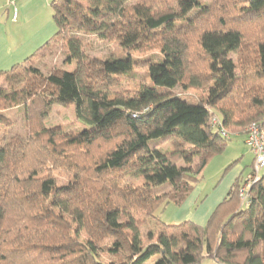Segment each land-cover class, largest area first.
<instances>
[{
	"label": "trees",
	"instance_id": "trees-1",
	"mask_svg": "<svg viewBox=\"0 0 264 264\" xmlns=\"http://www.w3.org/2000/svg\"><path fill=\"white\" fill-rule=\"evenodd\" d=\"M51 7L54 36L20 65L0 71V130L13 126L6 112L15 107L28 120L37 116L24 136L0 140V264H144L153 256L154 264H239L240 254L241 264H264V172L246 204L239 197L244 180L237 178L204 226L168 225L154 214L166 202L179 206L208 160L224 150L230 137L212 127V118L229 135L251 123L264 129V0H240L236 17L192 37L190 29L208 20L212 4L53 0ZM83 35L114 42L124 55L92 59ZM52 44L60 45L72 71L43 75L31 65ZM192 44L197 51L190 52ZM153 49L162 55L156 65L128 55ZM196 58L203 70L195 71ZM140 63L151 69L153 87L115 91L117 80ZM172 86L207 94L190 100ZM54 104H72L81 131L40 125ZM165 141L175 149H160ZM101 144L107 148L98 158L93 152ZM58 160L72 166L66 183L37 176ZM166 183L167 193L153 192Z\"/></svg>",
	"mask_w": 264,
	"mask_h": 264
},
{
	"label": "rangeland",
	"instance_id": "rangeland-1",
	"mask_svg": "<svg viewBox=\"0 0 264 264\" xmlns=\"http://www.w3.org/2000/svg\"><path fill=\"white\" fill-rule=\"evenodd\" d=\"M148 1H153L155 3H158L159 5H163L168 2L172 3V0ZM197 2L200 6L212 4L214 11L210 14V17L207 18L208 20L205 19L206 21H200L197 23L195 28L190 29L191 37L203 27L208 29L215 28L220 21L226 23L230 19L236 17V11L239 8L240 0H234L232 2L229 0H197ZM247 28L248 25L242 27V30H245ZM251 28L253 27L251 26ZM185 33L187 34V32H183L182 34ZM82 38L84 44L86 45V52L92 59H104L113 56L121 57L124 55L118 48L117 44L114 42L99 40L92 35H83ZM196 48V45L192 44L190 45L189 50L190 52H194L195 50L197 51ZM128 55L131 57L134 63L136 61L142 62L149 60L151 64L156 65L157 63L162 61V55L160 54L158 49L138 53L133 52ZM190 58L192 59V57ZM231 58L239 67V62H237L236 57L231 55ZM199 63L202 62L197 58L192 63L193 65L196 64V67L198 65L200 67L195 71L203 70L202 66ZM31 65L34 66L43 75H47L57 68H62L67 71H72L74 68V65L69 66L68 64H65L64 56L59 44L49 45L47 49H43L38 52L33 58ZM150 72L151 69L148 65H142V67H134L130 73L126 74V76L120 77L117 80L118 87L115 86V91L130 92L136 94L142 87H153ZM162 90L164 89H161V91ZM169 91L173 92L176 95L186 97L187 99L189 98L190 100L204 99L207 94V89L205 88H201L199 90H186L180 86H176L174 88L172 86V89H169ZM34 103H36V101H34ZM38 108L41 109V104H38V107L36 105L35 110L37 111ZM6 115L12 119L13 126L7 129L0 130V140L3 139V137L9 138L12 135L24 136L27 132H29L28 130H30L28 129V126L32 129H34V127L36 126L35 119H37V116H35L34 114L33 117L35 119L32 118L28 120L27 116H25V109H23V107H15L13 109H10L6 112ZM252 124L257 125L256 123H251L248 126L246 125L241 130L235 129V132H233L232 129L229 130V132H232L233 134L230 133L231 135H229L228 133V138L230 137V139L227 142L224 150L221 153L213 155L208 160L199 183L179 206H176L169 202L160 205V207L154 214L162 223L168 225L179 224L184 221H190L194 223L190 218L196 216V214L198 213L196 209L199 208L200 205H202V201L205 200V198L207 199L208 197L217 193L225 184L233 181L236 177L244 180L242 186L239 189V197L241 190L245 188V185H247L248 182L250 184V187L253 183H255L253 182V179H255V175L254 173L252 174L254 156L243 142V138L246 135L249 126ZM40 125H43L46 129L58 128L63 132H78L82 129V126L76 121L74 107L72 104L67 106H60L55 104L52 105L44 118L40 120ZM261 130L264 133V129L261 128ZM106 148L107 145L101 144L97 149L94 150V156L99 158L104 154ZM159 148L163 151H173L175 149V146L173 142L165 141L160 144ZM59 164L62 166H57ZM71 170L72 166L69 165V163H64L58 160L55 166H52L48 170V172H45L46 174L39 173L37 176L41 177L42 175H49L54 177L58 184H63L70 179L72 174H74ZM262 173L258 175L259 178ZM125 180L130 181L134 186L144 185L143 180H132L129 177H126ZM251 182L253 183L251 184ZM152 189L156 195H161L167 193L170 190V186L168 183H166L163 185L152 186ZM196 196H199L198 201L196 203L190 202V200H192V198ZM221 219H218L220 225L224 221H221ZM243 258L244 255L240 254L235 262L241 264L243 263ZM157 259L158 256H153L144 264H154ZM200 264L214 263L208 261L207 259H203Z\"/></svg>",
	"mask_w": 264,
	"mask_h": 264
},
{
	"label": "crops",
	"instance_id": "crops-1",
	"mask_svg": "<svg viewBox=\"0 0 264 264\" xmlns=\"http://www.w3.org/2000/svg\"><path fill=\"white\" fill-rule=\"evenodd\" d=\"M52 1L0 0V71L20 65L54 36L56 26L52 19ZM244 139L245 136L243 142ZM236 179L237 177L234 180ZM234 180L205 198L196 209V216L190 219L199 226H204L218 204L226 198ZM198 199L199 196H196L190 202L196 203ZM207 260L222 264L212 259Z\"/></svg>",
	"mask_w": 264,
	"mask_h": 264
},
{
	"label": "built area",
	"instance_id": "built-area-1",
	"mask_svg": "<svg viewBox=\"0 0 264 264\" xmlns=\"http://www.w3.org/2000/svg\"><path fill=\"white\" fill-rule=\"evenodd\" d=\"M211 125L212 127L216 128V130L222 137H228V132L224 129L218 118H212ZM244 144L249 148L254 156L253 173L255 175V179H253V182H256L257 180H259L258 175L264 171V133L258 124H252L249 126L245 135ZM253 182H251V184ZM249 188L250 184L248 182V184L245 185V188H243L240 192V197L245 204L247 203V191L249 190Z\"/></svg>",
	"mask_w": 264,
	"mask_h": 264
}]
</instances>
